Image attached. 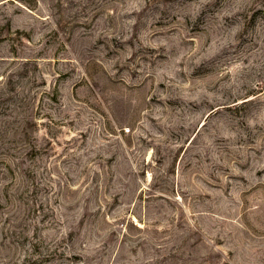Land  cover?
Here are the masks:
<instances>
[{"label": "rangeland", "instance_id": "1", "mask_svg": "<svg viewBox=\"0 0 264 264\" xmlns=\"http://www.w3.org/2000/svg\"><path fill=\"white\" fill-rule=\"evenodd\" d=\"M0 264H264V0H0Z\"/></svg>", "mask_w": 264, "mask_h": 264}]
</instances>
